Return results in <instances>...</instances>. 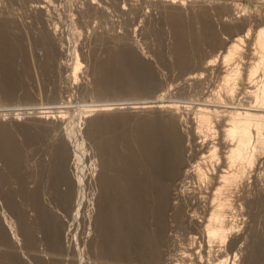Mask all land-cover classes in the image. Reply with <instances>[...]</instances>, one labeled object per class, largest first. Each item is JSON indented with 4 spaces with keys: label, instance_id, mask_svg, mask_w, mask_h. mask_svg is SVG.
I'll return each instance as SVG.
<instances>
[{
    "label": "rangeland",
    "instance_id": "1",
    "mask_svg": "<svg viewBox=\"0 0 264 264\" xmlns=\"http://www.w3.org/2000/svg\"><path fill=\"white\" fill-rule=\"evenodd\" d=\"M38 1L44 6L40 11L36 8ZM66 1L0 0V32L13 45L11 70L5 69L6 64H0V127L4 136H0V227L5 232V243L0 240V252L8 254L10 264H38L37 255L47 264H103L99 228L103 197L101 145L110 146L113 134L121 140L129 134L127 138L131 139V133L135 134L133 129L140 122L164 126L176 120L187 146L184 171L191 172L202 156H208L213 143L212 137L196 133L197 108L209 103L237 101L234 105L238 106L251 102L243 92L235 101L228 100L224 90L222 93L221 78L226 69L221 56L229 42L250 29L252 33L244 47L245 60L241 62L243 73L254 62L253 35L264 22V0H186L184 6L173 7L165 5L163 0H99L104 6L99 10H94L96 6H91L90 0H71L68 4ZM195 1L208 13L207 21L219 41L217 46L201 38L205 25L194 20L192 3ZM235 4L241 6L239 14ZM172 13L182 18L180 31L190 53V60L183 68L176 55L179 39L169 17ZM44 29L52 32L56 51L48 70L47 48L41 40ZM196 41L201 42V54H194ZM116 46H121L131 76L121 89L100 92L97 89L100 68L110 58L111 48ZM77 54L82 66L75 78ZM216 56L217 62L204 70L207 61ZM194 75L199 80L188 81ZM154 102H169L179 108L174 113L157 108L136 113L126 111L131 103ZM100 105L112 106L123 114L116 113V117L87 112ZM39 111L54 114L43 119L36 114ZM95 119L118 120L115 132L101 139L92 136L91 121ZM215 121L221 135L222 118L217 116ZM5 137L18 146L16 165H10L1 151ZM217 138L214 143H219L222 137ZM262 154L231 199L236 214L232 222L239 227L231 237L236 241L234 247L229 250L227 243L221 253L228 252L233 259L236 255L235 264H264V151ZM59 156L64 161V181L56 183V188ZM115 170L116 165L110 164L107 173L113 177ZM16 171L27 177L29 185L39 183L37 195L42 207L29 202L27 191L15 176ZM195 182L196 179H186L183 175L171 184L172 199L180 196L173 203L183 210L186 220L175 219L171 210L165 214L166 232L157 244L160 264H211V259L218 255L217 244L210 246L206 235L193 233L196 226L191 217L199 214V219L205 212L201 205L203 196L194 192ZM59 193L65 198H59ZM41 208L48 216L44 220ZM54 223L60 245L56 253L52 251L46 229ZM27 228L35 250L28 249Z\"/></svg>",
    "mask_w": 264,
    "mask_h": 264
},
{
    "label": "bare ground",
    "instance_id": "2",
    "mask_svg": "<svg viewBox=\"0 0 264 264\" xmlns=\"http://www.w3.org/2000/svg\"><path fill=\"white\" fill-rule=\"evenodd\" d=\"M43 1L53 3V0ZM163 1L169 7L178 4L184 6L186 4V0ZM37 3L36 8L38 11L42 10L44 8V6H41L42 2L38 1ZM68 3H71V0H67L66 4ZM198 4L195 1L192 3V7L194 20L205 25L204 37L201 38L209 40L212 46H217L219 41L214 36L207 21L208 13L204 12V8ZM90 5L96 6L94 10H99V8L104 9V6L99 0H90ZM234 7L238 11L237 14H239V8L241 6L235 4ZM102 13L105 14V11H101ZM169 17L178 33L179 43L176 55L178 56V62L181 68H183V65L187 64L190 60L188 58V54L190 53L186 49L183 42L184 38L180 31L182 18L179 14L174 13L169 14ZM47 30L44 29L41 39L47 48L48 60L46 70L51 69V64L56 56L52 39L53 34ZM251 33L249 29L243 36H238L229 42V45H227L221 56L226 69L221 78V82H223L221 87L222 93L224 90L229 98L228 100L235 101L239 93L241 94L243 92L242 94L250 98L251 102L238 106L234 105L237 101L232 102V104L222 102V104L218 103V105H214L209 103L197 108L195 112L196 133L204 134L206 137H212L213 143L210 145L208 156L204 154L205 156H202V161L193 167L194 170L191 169V172L184 171L186 164L184 151L187 146L184 135L181 133L176 120H170L164 126H155L146 122H140L137 128L135 126V129H133L135 130V134L131 133V131L129 132L133 135L131 139L127 138L129 134L127 136L124 135L123 140L113 134L110 146L101 145L103 171L100 179L103 190V194L101 195L103 197L100 200L99 228L103 240V250L101 252L103 254V264H111L113 262L115 264H139V262L144 261L147 264H160L161 260L157 244H159L158 242L163 238L164 232H166V226L164 225L165 214L171 210V212H174L175 219L179 221L186 220V215L181 208H178V203V206H175L176 204L173 203V200L176 201L180 196L172 199L171 186L173 180L175 181V179L177 180L183 175L186 179L197 180L195 182L197 187L194 188V192L198 191L197 193L203 196H201V201H203L201 205L205 208V212L199 219V214H196L197 217H191L190 221L196 226L193 232L194 234L206 235L209 245L217 244L219 247L218 255L211 259V264H235L234 259H237L236 255L233 256L235 257L233 259L232 257L230 258L228 252L226 255L221 253L222 248L227 243L229 250L234 247L236 241L231 237L234 232L238 231L235 229L239 227L232 222L236 214L233 213L234 201L232 203L231 199L238 189L239 184L246 181L248 171L256 165L258 158H260V155L264 151V22L262 27L255 31L253 35L254 53L251 55L254 57V62H251L252 64L243 73L241 62L245 60L244 47ZM199 41L194 43V54H201L199 50L201 42ZM12 46V43L8 41L6 35L0 32V52L3 55L0 58V64H6L5 69L8 71L11 70L9 63L11 62L10 56L12 55V50L10 51V48ZM120 49L121 46L111 48L109 52L110 58L100 68L102 70L97 79V89L100 92L121 89L131 76L128 74L129 66L123 59ZM217 59L218 56L211 60L209 59L205 64L204 70L213 66L217 62ZM75 62L73 75L76 78L82 66L78 54L76 55ZM198 80L199 78L196 75L188 79L191 82H197ZM245 81H248V83L245 84ZM247 85H250V87ZM220 100L223 101V98ZM154 108H157L159 111L166 110L167 112L174 113L179 107L169 102L131 103L126 108V111L136 113L154 110ZM87 112L89 114L97 113L113 116L116 113L123 114V111H115L114 107L108 105H100ZM51 113L48 111H39L36 114L41 115V118L44 119ZM17 116L19 117L21 115ZM52 116L54 118V115ZM217 116L222 118L221 128L223 131H221V135L218 132V129H220L218 128L219 126H216L215 118ZM117 122L118 120L116 119L103 121L102 119H95L91 121V135L100 139L102 137L105 138L107 134L110 135L111 132H115V124ZM0 136L4 137L3 127H0ZM218 136L222 137L220 139L221 141L214 143ZM221 150H225V152H221ZM1 151L10 165L18 164L19 149L11 138L5 137ZM110 164L116 165L115 176L113 177L107 173L109 172L108 167ZM55 175L57 179H54V185L57 188L56 183L64 181V161L60 156L57 158ZM15 176L21 181L25 191H27L26 195H28L29 202L31 201L37 208L39 206L42 207L37 195L40 189L37 186L39 183L29 185L25 179L26 176L23 177L17 171ZM58 197L61 199L65 198L61 197L60 193ZM115 205H118L119 208L117 209ZM40 211L42 214L41 218L43 220L46 219L48 216L45 211L42 208ZM152 222L154 223L153 227H151ZM49 225L46 228L48 229V238L52 242V251L56 253L60 251L59 240L57 238V226L56 223ZM9 227H11V224H9ZM25 234L28 240V249L35 250V242L30 229L27 228ZM4 236L5 232L0 227V240L3 243H5ZM194 239L192 245L196 241ZM211 249L213 248L211 247ZM35 258L38 264H47L42 260L40 255L35 256ZM8 260V254L6 252H0V264H10Z\"/></svg>",
    "mask_w": 264,
    "mask_h": 264
}]
</instances>
